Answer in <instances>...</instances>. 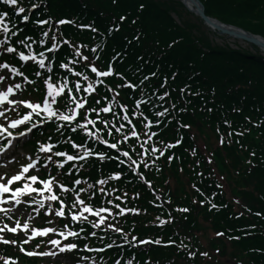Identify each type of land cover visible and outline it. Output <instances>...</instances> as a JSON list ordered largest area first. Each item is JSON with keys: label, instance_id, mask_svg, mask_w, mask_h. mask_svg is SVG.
I'll list each match as a JSON object with an SVG mask.
<instances>
[{"label": "trees", "instance_id": "obj_1", "mask_svg": "<svg viewBox=\"0 0 264 264\" xmlns=\"http://www.w3.org/2000/svg\"><path fill=\"white\" fill-rule=\"evenodd\" d=\"M201 1L206 13L264 35V0ZM47 10L42 15L54 21L53 28L62 17L74 20L73 25L60 27L71 45L80 43L91 54L89 47L98 44L102 55L97 63L102 66L113 54L123 53L115 63L116 84L137 85L143 80L151 92L170 89L173 102L182 108L179 118L172 122L163 118L155 127V144L162 149L169 142L179 141L178 145L157 161L151 155L144 158L138 148V156L145 160L139 172L132 164L121 167L114 160L85 162L82 174L89 183L104 178L102 184L113 191L107 200L140 210L119 215L123 226L138 237L175 242L112 246L103 254L105 264H207L200 254L188 253H194L192 244L202 247L197 234L210 230L223 234L209 243L219 255L232 257L235 264H264V56L214 45L209 31L177 0H48ZM88 24L90 30L78 28ZM71 45L64 43L58 59L68 62L67 57L74 56ZM56 65L58 69V61ZM121 90L130 102L142 92L130 86ZM151 108L143 106V113L155 120ZM65 131L78 139L80 132L71 133L68 127ZM208 132L217 140L222 136L231 140L223 139L205 154L197 136L210 137ZM67 148L71 150L70 145ZM113 172L121 174L115 177ZM224 181L234 198L228 197ZM92 240L116 242L102 231ZM3 250L6 254L13 247Z\"/></svg>", "mask_w": 264, "mask_h": 264}, {"label": "snow or ice", "instance_id": "obj_2", "mask_svg": "<svg viewBox=\"0 0 264 264\" xmlns=\"http://www.w3.org/2000/svg\"><path fill=\"white\" fill-rule=\"evenodd\" d=\"M5 3L9 4V5L16 6V8H15L16 12H19V13H24L25 12V8L19 5L18 0H5ZM32 7L35 8V7H37V5L33 4ZM7 16H8L7 12H4V13L0 14V29H3L5 31L7 30V23L5 22L4 18L7 17ZM22 19L27 21L29 19V16L28 15H24L22 17ZM123 19H124V17H121V20H123ZM66 22L70 23V21H65V20L58 21V23H60V24H64ZM37 23L43 24V23H46V21L40 20V21H37ZM82 27H91V26L90 25H86V26H82ZM44 35H47V33H44ZM40 42L43 43L44 41L41 40ZM2 43H3V41H0V44H2ZM21 43H23V41H21ZM27 47L30 48V45H27ZM52 47L56 48L57 45L53 44ZM5 51L11 53V52H15L16 49H14L12 47H7L5 49ZM76 54L77 55H82L78 48L76 49ZM18 55L24 61H29V60H32V59H36V54L26 55L23 51L19 52ZM84 59L87 60V57H84ZM44 60H45V58L43 57V54L41 53L40 54V58L38 60V63L40 65V67H42V68L45 67ZM61 66L63 68H66V69L69 68V65L66 64V63L62 64ZM88 67L91 68L93 73H97L101 77H108L113 72V68L111 66H109L107 68V70H103V71L98 69L94 64H89ZM0 68H10L12 74H16L18 72V69L15 66H12V65L7 64V63L0 64ZM19 75L24 76V73L23 72H19ZM36 75L39 76L40 73L37 72ZM116 75L119 76L121 74L120 73H116ZM151 75H155V74L152 73ZM85 79H87V77H85ZM145 79H147V77H145ZM4 80H5V76L4 75H0V81H4ZM46 83H47V88H48V96L53 97V99L49 100V99L45 98L42 105H41V103H33L31 101H20L19 102L20 104H26L28 106V108H30L32 111L27 112L20 119L11 120L10 124H11V126L13 128H15L17 125L23 123L25 120H28L32 116L33 112H39L41 110V107H43V111H44V113H46L48 119H51L52 117L57 116L58 109H54L52 107V104L57 102L55 100V97L58 96L60 93L64 92L65 88H67L68 86H67L66 83H61L57 87L55 84L50 82V78L46 81ZM95 83L99 84V83H101V81L100 80H96ZM124 86H130L132 88H136L137 87V85L131 84L130 81H125V85H118V87H124ZM19 87H20L19 84H16L15 86L8 85L7 89L5 91H0V103H2L5 100H8L9 94L12 93L15 89H19ZM75 87L77 89L80 88V81L79 80L76 81ZM71 91H72V89H69V92H71ZM87 91L89 93L95 91L93 83L90 82V83L87 84ZM113 91H115V90L113 89ZM181 91H183V89H181ZM168 94L169 93L166 91V92H164L163 95L167 96ZM162 98L163 97H161V99ZM71 101L74 103L75 108L70 110L68 114H64L63 112L59 113L60 117L64 121H67L69 123L73 122L76 119V117L78 115L76 109L84 108V105L87 104V100L86 99L82 101L80 99H77L74 95L71 97ZM8 103L9 104H16L17 101L8 100ZM137 103L139 104L140 101H137ZM121 107L127 108V105H121ZM6 111H8L7 108H5L3 110H0V116H4V113ZM87 111H90V109H85V113H87ZM102 111L108 112V111H110V109H109V107H105V108L102 109ZM167 111H168V109H164L163 113H158L157 115H165V114H167ZM132 115L143 116V113L139 112V111H136V112H133ZM97 119H99V117H97ZM123 119L126 120V121L129 120V116H128L127 113H125ZM39 122L43 123V121H39ZM85 123L94 124L95 121L94 120H88V121H85ZM105 123H107V122L105 121ZM152 123H153V121L148 120L147 121V125H145V126L147 127L148 125H151ZM155 123L159 124L160 121L157 120V121H155ZM226 123H227V121H226ZM34 126L35 125H33V127ZM77 127H83V125L82 124H78ZM123 127L124 126L121 125V128H123ZM0 129H3L5 132H8V129L5 127L4 124H0ZM73 130H75V129H73ZM25 131H31V128H26ZM84 131L89 132L90 135H92V136L96 135L95 132H91V130L88 129V128H84ZM97 131H100V129H97ZM111 131L112 130L109 129V134H111ZM23 134L24 133H17V135H23ZM8 135L11 136L13 134L11 132H8ZM128 135L137 136L139 134L134 132V131H130L129 133H127V134H125L123 136V139L127 140ZM153 135H155V134L153 133ZM149 138H151V137H149ZM221 142H223V139H221ZM10 143H11V141H8V144H10ZM104 143L107 144V143H109V141L104 140ZM177 143H179V141H177ZM7 146L8 145L5 144L4 146L0 147V152H3L5 150V148H7ZM51 147H52V145H50V144L44 145V148H47V149H51ZM75 147L83 148L84 146L82 144H77V145H75ZM111 147L112 148H117V144L113 143V144H111ZM84 154H85V156L93 155L91 150H85ZM94 154L97 155V156H100L101 158H103L105 156V154L102 153V152L101 153H94ZM124 154L126 156L128 155L127 152H125ZM161 154H163V153H161ZM57 155L67 156L68 160H79V159H82V157H80L79 155L72 156V155H68L67 153H57ZM47 159L51 160L52 158H51V156H49ZM169 159H171V157H169ZM53 163L62 165L63 161H53ZM34 164H35V161H32L31 163L22 165V169L23 170L18 172V173H16V174H14V175H12L11 177H9L7 179V182H4V176H6L7 174L6 173L5 174H0V203H2L5 200H12V201H15V204H20L21 203L20 197L24 193L43 192L46 189L48 192L52 193V195L50 197H45V199H48V200H51V201L59 200V203L61 205H64V201L60 200L59 197L55 194V192H53V187L52 186H53V181L55 180L54 177H49L48 179L40 180V183L44 185V188H33L32 185L27 182V181L35 182V181H37L39 179L36 175H28L27 177L24 176V174L26 172H28L29 169L32 168ZM69 171H71V169H69ZM115 175L119 176L120 173H116ZM22 178L25 180V182L23 183L22 187H15V188L10 187L11 185H13V183L15 181H20ZM104 182L105 181H101V183H104ZM57 183H59V182H57ZM75 183L78 184L79 180L75 181ZM59 187L62 188V189H67V186L64 185V184H59ZM80 191L83 192L84 189H80ZM5 193H14V195L5 196L4 195ZM76 200H79L80 206L83 207V211L84 212H93L94 211V209H93V207L91 205L85 204V201L80 199L79 193L76 194ZM35 202H38V201H27L26 203H35ZM201 203H203V201H201ZM14 206L15 205H13V207ZM73 206H75V201H73ZM119 207L120 206L117 205V208H119ZM181 210L182 211H187V209H181ZM0 211L7 212L8 209L0 207ZM35 211H39V210L37 209ZM46 211L54 212L55 214H57L59 216H64L65 215V211H64L63 207L53 209L51 206H49L46 209ZM110 211H111V209H109V208L95 209L96 215L100 217L99 222L95 225L96 227H99V223H102L104 221V219H105V217L101 216L100 213L101 212H110ZM123 211H128V209H123ZM130 211L138 212L140 210L137 209V208H132ZM71 217H72L73 220H80L82 218L83 219H87L86 217L83 216V213L80 212V211L72 212L71 213ZM160 223L163 224L164 221L161 220ZM5 227H7V225H5ZM20 227H22L23 229L27 230L29 228V224L26 222L23 225H21L20 222L17 220L16 221V227H12L10 229V231L16 232L17 229L20 228ZM109 227H114V226L113 225H109ZM116 230L117 231H122L121 229H116ZM55 231H57V230L54 229V228H50V227L33 228L31 230V235L28 237V239L30 240L33 237L37 236V235H47L48 233L55 232ZM66 234L68 236L77 235V233L75 231H72V230H69ZM92 235H95V233H92ZM217 235H222V233H217ZM60 236H65V232L64 231H60ZM0 240H4V237L0 236ZM4 242L5 243H13V244L17 243V241H15V240H12V241L4 240ZM48 242L50 244H52V245H60V243H61V241L59 239H50ZM146 242H148V241H146V240L139 241V243H146ZM156 242L159 243V241H156ZM24 243H27V241H24ZM76 247H77V245L74 244V243H66L60 248V251H64L66 249L67 250H71V249H74ZM85 247H87V245H85ZM21 250L27 252V255H29V256H32V255H41V256H43V255L48 254V253H45V252L36 253L34 251H28V250L24 249L22 246H21ZM50 254L52 256H55L56 252H50ZM188 254H189V256H194L195 255V253H193V252H189ZM203 255H207V253H203ZM12 260H13V257H5L4 258V264H9V262L12 261Z\"/></svg>", "mask_w": 264, "mask_h": 264}, {"label": "water", "instance_id": "obj_3", "mask_svg": "<svg viewBox=\"0 0 264 264\" xmlns=\"http://www.w3.org/2000/svg\"><path fill=\"white\" fill-rule=\"evenodd\" d=\"M190 3H192L194 5V10L200 14V16L204 19L205 22L208 23H214L215 25H218L220 27H223L224 29H228V27H230L227 24H224L222 22H220L219 20H214L211 17L207 16L206 14H204V8L203 5L199 2V0H188ZM235 34L238 38H243L246 39L249 42H253L255 44H258L260 46L264 45V37L255 35L254 33H250L248 31H245L242 28H235Z\"/></svg>", "mask_w": 264, "mask_h": 264}, {"label": "bare ground", "instance_id": "obj_4", "mask_svg": "<svg viewBox=\"0 0 264 264\" xmlns=\"http://www.w3.org/2000/svg\"><path fill=\"white\" fill-rule=\"evenodd\" d=\"M187 3L190 4V6L192 7V3H190L188 0H187ZM226 35H231L235 38L236 34H235V30L231 29V28H228V29H221Z\"/></svg>", "mask_w": 264, "mask_h": 264}, {"label": "rangeland", "instance_id": "obj_5", "mask_svg": "<svg viewBox=\"0 0 264 264\" xmlns=\"http://www.w3.org/2000/svg\"><path fill=\"white\" fill-rule=\"evenodd\" d=\"M185 9H187V8H185ZM182 15H184L185 17L187 16L184 12L182 13ZM192 19V18H191ZM224 40H226V41H228V40H230L231 42H232V44H234V42L232 41L233 39H231V38H224V37H222V36H218L217 37V39H216V41L218 42H223ZM229 42V41H228ZM245 45V44H244ZM245 46H248L249 47V45H245ZM204 242V241H203ZM222 260H224V259H222Z\"/></svg>", "mask_w": 264, "mask_h": 264}]
</instances>
